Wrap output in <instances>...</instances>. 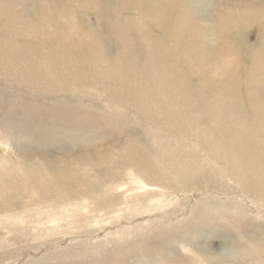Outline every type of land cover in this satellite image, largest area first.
Returning <instances> with one entry per match:
<instances>
[{"label":"rangeland","instance_id":"rangeland-1","mask_svg":"<svg viewBox=\"0 0 264 264\" xmlns=\"http://www.w3.org/2000/svg\"><path fill=\"white\" fill-rule=\"evenodd\" d=\"M0 264H264V0H0Z\"/></svg>","mask_w":264,"mask_h":264},{"label":"bare ground","instance_id":"bare-ground-1","mask_svg":"<svg viewBox=\"0 0 264 264\" xmlns=\"http://www.w3.org/2000/svg\"><path fill=\"white\" fill-rule=\"evenodd\" d=\"M223 18H224V17H223ZM228 59H229V58H228ZM230 59H231V58H230ZM224 62H225V61H224ZM222 63H223V62H222ZM228 63H229V62H228ZM229 64H230V63H229ZM230 66H231V65H230ZM248 76H249V75H248ZM251 77H252V76H251ZM249 78H250V77H249ZM259 101H260V100H259ZM248 102H249V101H248ZM253 102H254V101H253ZM258 104H259V103H258ZM260 105H261V104H260ZM232 107H233V106H232ZM232 107H231V108H232ZM255 108H256V107H255ZM259 121H260V120H259ZM235 138H236V137H235ZM235 140H236V139H235ZM235 140H234V141H235ZM246 140H247V139H246Z\"/></svg>","mask_w":264,"mask_h":264}]
</instances>
